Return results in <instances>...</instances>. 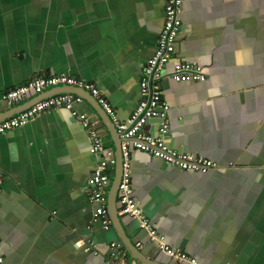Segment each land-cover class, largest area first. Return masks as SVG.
<instances>
[{"label": "crops", "instance_id": "1", "mask_svg": "<svg viewBox=\"0 0 264 264\" xmlns=\"http://www.w3.org/2000/svg\"><path fill=\"white\" fill-rule=\"evenodd\" d=\"M164 4L0 0V94L36 76L68 74L100 88L124 121L136 106ZM181 22L167 69L179 59L201 66L207 77L161 80L167 141L215 167L188 173L133 151V196L166 243L200 264H264V0H183ZM81 95L76 108L113 150L97 104ZM11 108L0 102V116ZM89 148L85 129L63 108L0 135L2 264H106L111 243L134 261L114 226L92 222L86 180L98 157ZM109 174L112 182L115 168ZM118 217L141 260L175 264L136 220ZM89 237L97 255L86 250Z\"/></svg>", "mask_w": 264, "mask_h": 264}, {"label": "built area", "instance_id": "2", "mask_svg": "<svg viewBox=\"0 0 264 264\" xmlns=\"http://www.w3.org/2000/svg\"><path fill=\"white\" fill-rule=\"evenodd\" d=\"M183 0H165L163 9V26L160 30L152 55L142 65L139 76V97L130 116L124 121L116 118L115 110L102 95V90L96 85L72 77L68 74L40 75L24 82L20 86L6 90L0 94V102L8 107L28 97L38 95L57 87L76 88L87 92L93 97L110 119L119 138L121 157L120 177L117 186L118 214L127 216L138 222L150 241H153L158 251L175 264H200L194 257L176 250L168 245L164 235L144 217L133 196L130 157L133 151H139L159 160L166 166H171L183 172L204 174L215 164L208 159L196 156L187 151L174 149L167 141L169 132V106L164 100L161 90V80L169 77L176 83L203 82L207 74L197 64L175 59L171 68L167 69L172 60L174 47L181 29ZM83 101L82 96L73 93H61L35 102L19 113L0 122V135L8 130L25 125L36 116L48 110L63 108L80 123L90 141L89 152L98 157L96 167L86 180L88 201L94 206L92 222H99L103 229H108L111 221L107 215L106 189L110 184V174L115 168V157L112 149L105 148L98 132L93 128L87 116L76 108ZM148 127V129H147ZM2 177L0 176V183ZM90 226L86 227L90 230ZM86 250L97 255L96 244L91 237L86 239ZM119 245L109 244L106 264H139L128 262L118 253ZM140 247V243L136 244ZM3 263L0 242V264Z\"/></svg>", "mask_w": 264, "mask_h": 264}, {"label": "water", "instance_id": "3", "mask_svg": "<svg viewBox=\"0 0 264 264\" xmlns=\"http://www.w3.org/2000/svg\"><path fill=\"white\" fill-rule=\"evenodd\" d=\"M61 93H73V94H77L80 96H82L81 94L84 93L92 99L93 103H96L95 99L93 97H91V95H89L85 91H82V90L76 89V88L57 87V88H53V89H49L47 91H44L41 94L35 95L30 101L25 102L19 106H15V107L11 108V110H9V112L4 113L2 116H0V122H2L3 120L19 113L20 111L26 109L28 106L34 104L35 102H37L39 100H42V99H45L48 97H53V96H55L57 94H61ZM82 98L84 99L83 96H82ZM95 111L97 113V116L101 119V122L104 124L107 132L112 137L113 152H114V157H115V161H116L114 178H113L112 182H110L109 192L107 195V198H108L107 209H108V215H109V218L111 221V225L114 226L116 231H118V233L120 234V237H121V240L124 244V247H126L128 249V251L132 254L134 262L139 263V264L140 263L141 264H148V263L144 262L143 260H141L137 256L139 254V251H137L135 246H133L131 244V242L129 240H127V238H126V236L123 233V230L121 228L119 217H118V210L116 208V197H117V186H118L119 177H120V165H121L118 135L116 133L114 125L112 124L110 119L105 114L103 115L104 112L102 113V109L98 106V104H97V107L95 108ZM166 137H168V134Z\"/></svg>", "mask_w": 264, "mask_h": 264}]
</instances>
